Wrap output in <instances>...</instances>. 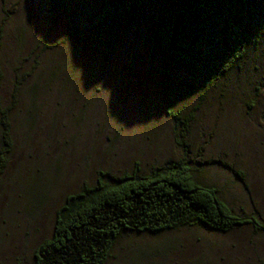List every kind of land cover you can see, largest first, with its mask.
<instances>
[{
  "label": "rangeland",
  "instance_id": "obj_1",
  "mask_svg": "<svg viewBox=\"0 0 264 264\" xmlns=\"http://www.w3.org/2000/svg\"><path fill=\"white\" fill-rule=\"evenodd\" d=\"M65 29L43 0H0V99L25 72L24 88L38 93L21 95L0 175V264H31L64 198L99 171H148L183 157L237 214L264 227V36L238 70L177 101V124L140 29L113 55L81 50ZM257 225L123 237L107 264H264Z\"/></svg>",
  "mask_w": 264,
  "mask_h": 264
},
{
  "label": "trees",
  "instance_id": "obj_2",
  "mask_svg": "<svg viewBox=\"0 0 264 264\" xmlns=\"http://www.w3.org/2000/svg\"><path fill=\"white\" fill-rule=\"evenodd\" d=\"M43 2L65 24L66 40L81 50L113 55L127 35L140 29L149 54L159 62L167 112L177 124H183L176 117L177 101L186 93L207 91L238 70L264 36V0ZM29 77L17 74L8 100L0 99V175L13 151L14 120L23 114L21 95H38L36 85L24 88ZM248 224L257 222L237 214L214 185L196 176L193 161L185 157L148 171H99L94 183L64 198L52 235L36 248L31 264H107L123 237L195 228L226 234Z\"/></svg>",
  "mask_w": 264,
  "mask_h": 264
}]
</instances>
